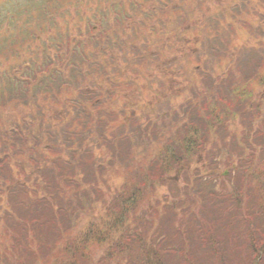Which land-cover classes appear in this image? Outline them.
I'll return each instance as SVG.
<instances>
[{"label": "trees", "instance_id": "obj_1", "mask_svg": "<svg viewBox=\"0 0 264 264\" xmlns=\"http://www.w3.org/2000/svg\"><path fill=\"white\" fill-rule=\"evenodd\" d=\"M107 2L108 0H98L102 6ZM80 4L82 2H71L68 13H63L65 7L62 0H52V6L45 5V8L46 13L61 18L72 16L78 11ZM119 4L120 7L124 6L138 14L148 11L149 16L157 17L160 24L173 31L177 26L182 28L187 25L186 23L202 10V0H120ZM93 7L92 5V9ZM102 10L103 8H96V11ZM122 10L129 19L135 18V15L129 14L123 8ZM103 11L108 16L107 13L112 11V8L106 6ZM170 18L173 21H170ZM125 24H114L117 32L122 30ZM92 25L95 27L87 29L86 35L78 39L77 43L71 36V31L69 34L66 32L67 39L52 38L47 43L53 46L55 55L63 54L69 57L67 56L69 54V58L74 61L76 56L72 58V55L76 49L81 60L91 64L88 62L90 59L92 61L90 67L94 66L95 72L98 71L100 74L106 71V67L100 61L111 58V64L117 54L124 56L126 53V56L134 58L132 63L135 64V58L140 56V52L134 43L104 35L99 18ZM129 25L134 34L139 32L143 34L146 30L152 34L156 28L155 25L148 24L145 29L138 30L135 28L136 23L132 25L129 22ZM254 30L256 36H264V20ZM174 34L166 31L165 36L168 37V41H174L175 54L179 58L167 77L169 81L166 80L172 82L175 75L181 78V84L186 83L177 92V95L183 97V102L178 109L160 105L158 124L154 127L145 125L143 129L144 134L151 133L152 139L148 149L152 150L153 147L158 153L159 158L155 161L154 167H158L160 173L165 174L172 168H183L181 173L184 178V174L189 175L188 169H194L190 175L196 178L191 183L192 186L185 183L186 191L183 189L181 198L173 201L171 205L175 214H171L172 220L168 224H177L180 220L187 221V233L184 238L186 241L183 244L170 246V251H173L171 258L175 259V264H264V43L252 48L242 58L239 55H231L230 40H221L219 36H216L219 39L218 46L211 47V42L204 40L199 44L196 39V42L191 41L187 45L189 48H186L184 42L189 40L183 37H177L175 40ZM33 35L31 33L32 38ZM19 39L16 37L14 40H6L0 48L7 57L12 55L18 57V61H10L9 65L4 66L5 78L3 81L0 79V115L3 109L1 106L3 97H12L14 100L13 92L26 93L25 88L28 89L37 83L46 85V79L57 75L63 76L61 74L63 70L71 76L79 67L76 62L69 64V66L73 65L72 69L59 68L57 64H53L50 66L55 67L56 70L49 71L48 65H41L38 62L34 65L29 60L36 59L32 54L35 53V48L49 58L50 46L48 44H44L43 48H40V44L30 46L25 40ZM100 40H103L104 44H110L109 49L104 48L106 46L101 44ZM30 42L28 41L29 44ZM17 44L22 46L19 47ZM127 45L129 50L126 51L124 49ZM173 47L171 43V48ZM24 53H27L26 57ZM28 55H31V58ZM155 56L158 58L157 53ZM24 58L29 59L25 61ZM202 60H204L202 67L195 71L190 70L189 66L193 63L200 65ZM113 74L114 77L121 78L118 69L115 68ZM121 79L112 87L111 94L120 90L119 83L124 84ZM257 88H260V91H256ZM165 95L167 97V94ZM14 104L15 102L11 105ZM180 111L189 115L179 117ZM104 122L109 123L107 126H110V129L114 120L110 118V121L106 119ZM30 128L31 125H28L22 130L17 123H9L0 131V203L4 194L1 182L8 176L7 173L12 174L9 163L19 156L18 149L32 150L28 144H32V139L37 136L30 134ZM258 143L262 144L261 147L257 145ZM12 144H16L18 149L13 147V154L6 158L4 154ZM207 144L210 147H206ZM199 152L198 161L201 165L206 164L216 169L228 168L230 159L234 157L235 161L232 160L231 165L236 162L235 167L227 176L212 174L216 177V181L210 180L208 176L204 177L202 172L191 166V158L197 157ZM219 152L223 154L218 156ZM25 155L30 161L28 167L37 174V177L31 181V189L35 191L37 182L38 189L44 192L39 196L35 191L34 195L39 199L29 205L30 212L27 214L35 218H24L27 222L19 221L18 217L17 221L11 224V231L18 232L20 238L23 236V239L31 241L35 249L28 250L29 254L25 256L19 252L21 258L17 252L12 251L11 246L2 251L0 249V264H7L9 259L13 264L77 263L82 261L77 255L87 257L91 246L102 245L103 233H106L104 240L106 254L103 252L98 257L100 264H132L133 262L165 264L158 259L156 253L160 251L159 248L174 240L157 239L161 229L147 234L137 233L131 228L129 223H134L135 220L132 218L136 213H141L137 210L141 200L137 199L136 192L129 194V185H125L121 192H117L112 197L108 192L101 191L102 180L98 187L97 181H94L95 177H86L89 181H84V175L76 176L81 182H71L66 188L62 183L52 187L49 183L52 177L51 168L47 166L42 170L40 165L36 164L38 159L34 150ZM97 170L93 175H96ZM176 180L180 181V178ZM145 182L146 176H143L140 186H145ZM80 190V195L76 194ZM85 193H87L86 198L83 197ZM108 197L110 201L107 202ZM59 198H61L60 203L55 205ZM88 198L89 202L86 201ZM90 201L92 203L98 201L102 204L101 217L97 220L92 219L95 222L88 223L87 229L85 227L82 229L78 225V219L82 210L87 207V203L89 208ZM44 203L46 205H43ZM200 205L203 207L200 208ZM43 212L49 215L53 228L39 236L32 233L29 227L31 222L37 226L44 225L41 221V218H44ZM177 229L179 231V227ZM30 235L33 237L31 238ZM197 238L203 243L200 244ZM18 247L15 249L18 250ZM8 250L11 256L6 257ZM89 260L91 259L88 256Z\"/></svg>", "mask_w": 264, "mask_h": 264}, {"label": "rangeland", "instance_id": "obj_2", "mask_svg": "<svg viewBox=\"0 0 264 264\" xmlns=\"http://www.w3.org/2000/svg\"><path fill=\"white\" fill-rule=\"evenodd\" d=\"M23 1L20 0L17 5H20ZM32 1L34 4L41 3L38 0ZM15 2L0 0V11H6V15L15 11L16 9L13 8ZM95 2L96 0H82V4H80L76 13L58 19L60 23L52 27L51 35L56 36L58 32L69 34L71 31L74 41L85 36L88 19L96 20L92 9ZM70 3L64 2L63 13H68ZM41 18L42 24H46L49 20L45 7L44 15H41ZM200 19L197 16V19L193 21ZM137 22L135 28L138 30L145 29L148 26L141 19ZM149 22L159 25L158 20L151 19ZM31 23L33 25L31 28L39 32L45 39L47 33L36 28V24L39 23L37 16L35 20L31 19ZM137 24H140V26H137ZM27 25L29 26V22ZM100 28L104 35L115 36L122 41L127 40L136 45L140 56L135 58V64L132 63L134 58L126 56V53L124 56L117 54L111 64V58H105L100 62L104 64L106 71L104 70L99 79H94L96 76L94 66L90 67L92 63H86V60L82 61L75 49L72 55V58L76 56L75 61L69 58V54H66L69 57L62 55L58 58L55 56L52 59V61L58 60V66L69 67L70 69L74 67L73 65L69 66V64L76 62L79 67L72 72L71 76H68L66 70H63V76L57 75L54 78L46 79V85H38L39 83H37L28 89L25 88L26 93L14 89V100L12 97L6 96L2 99L1 106H3V109L0 115V131L9 123H17L22 130L31 125L30 134L37 137L32 139V144H34L32 150L26 148L27 150L23 151L18 149L16 144H12V146H8L10 148L4 154L6 158L12 155L13 147L20 151L19 156L13 157L14 159L9 163L12 174L7 173L8 176L1 182L4 194L0 203V249L2 251L4 248L8 249L11 246L12 251L17 252L18 256L20 255L19 252L25 256L29 254L28 250L35 249L31 241L23 239V236L20 238L18 232L12 233L11 231V224L17 221L18 217L19 221H27L24 218L33 217L27 213L30 212L29 205L39 199L35 197L34 192H38L39 196L44 192L38 189L37 182L35 191L31 189L30 185L37 174L28 167L30 161L25 154L34 150L38 159L36 164H39L42 170L47 166L52 170V177L49 180L52 187L62 183L63 187L66 188L71 182H81L76 176L84 175V181H89L86 177H95L94 181H97L98 187L99 184L101 185L102 180L101 191L108 192L109 196L112 197L117 192H121L125 185H129V194L136 192L137 199L141 200L137 207V210L141 213H136L132 218L135 219L134 223L130 222L129 225L137 233L150 234V231L155 232L161 229L157 239L174 240V242H169L159 248L160 251L156 255L165 264H175V259L171 258L173 251H170V246L183 244L186 241L184 238L187 233V221L180 220V223L168 224L171 221L169 215L175 214L171 205H173V201L181 198L183 189L186 191L185 183L192 186L191 183L196 179L190 175L194 169H188L189 175L184 174V178L181 173L183 168H172L165 174L160 173L158 167H154L155 161L159 158L158 153L155 152L153 147L152 150L148 149L151 144L150 139H152L151 133L144 134L143 132L145 125L154 127L158 124L160 114L158 107L160 105L178 109L182 103V97L180 96L176 98L169 97L170 90L165 89L167 97L159 91L163 83L167 88L169 81L167 79L169 69L164 67L168 63L163 58L170 56L175 51V47L171 48V46H164L161 42H157L156 33L154 32L151 34L150 31L146 30L143 34H140V32L134 34L131 32L129 25H125L122 30L117 32L116 26L108 19H106V22L103 19L100 21ZM196 28L194 33L189 32L191 39L195 41L199 32L204 30V25L196 26ZM239 28L240 25L235 27L236 30ZM235 29L231 26V31L234 33L231 43L237 47L239 53L247 54L249 48L243 42L248 36L244 32L236 33ZM16 37L20 38L21 41L27 39L29 35H13L11 28L5 27V23H2L0 39L12 40ZM44 39L39 38L37 35L30 43H38L40 48H43L44 44H48ZM197 42L201 44L199 38ZM100 43L106 46L104 48L109 49L110 44H104L103 40H100ZM170 43L175 45L174 41ZM189 43L191 42H184L186 48H189L187 46ZM17 46L22 45L17 44ZM124 50H129L128 45ZM51 52L54 53V50L52 49ZM156 53L159 54L158 60L155 56ZM28 56L31 58V55ZM46 59L45 54L36 51L37 62ZM13 60L14 62L18 61V57L14 55L7 57L0 50V68L9 65V62ZM115 68L119 70L121 78H127L128 82L119 83L120 91L111 94V88L121 79L114 77L113 71ZM110 80L113 81V85H111ZM93 81L95 82V89L92 88ZM67 83L69 84L66 85ZM13 102L15 104L11 105ZM110 118L114 122H112L109 129L110 126H107L109 123L104 121L106 119L110 121ZM257 145L261 147L262 144L258 143ZM206 147H210V145L207 144ZM222 154L223 152H219L218 156ZM199 157L200 152L199 156L191 158V166L202 172L204 177L208 176L213 181H216V177L212 174L222 175L224 171H227L229 175L230 170L235 167L236 163L234 162V165H231L235 161L232 156L233 158L230 159L229 163L231 168L228 166V168L216 169L206 164L201 165L198 161ZM96 169L101 174L97 170L96 175H93ZM143 176H146L145 186H140ZM178 178H180V181L176 180ZM80 193L81 190L76 192L79 195ZM87 193L83 197L86 198ZM73 198L75 199V197ZM223 198L225 199V197ZM60 199L56 201L55 205L60 203ZM86 201L89 202V198ZM106 201H110L109 197ZM43 205H46V203ZM100 205L102 204L98 201L95 203L90 201L88 208L87 203V207L82 210L78 219L80 228L85 227L87 229L88 223L95 222L92 219L97 220L101 217ZM202 207L203 205H200V208ZM41 221L44 225L37 226L31 222L29 227L32 233L39 236L53 228L48 214L44 213V218H41ZM169 226H172V228H168ZM50 233L52 234V231ZM103 234L102 245L91 246L88 249L90 251L88 256L91 260L88 261V256L83 258L79 254L77 256L82 261L77 263L67 262L66 264H100L98 257L103 252L106 254V243H104L106 233ZM30 237L32 238L33 235H30ZM197 241L200 244L203 243L200 238H197ZM17 247L18 250L15 249ZM8 256H11L9 250L6 252V257ZM116 262L118 261L116 260ZM7 264H13L12 260L9 259Z\"/></svg>", "mask_w": 264, "mask_h": 264}]
</instances>
